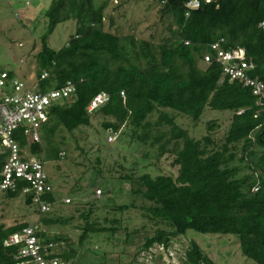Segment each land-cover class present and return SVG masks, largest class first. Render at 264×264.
Here are the masks:
<instances>
[{"label": "trees", "instance_id": "obj_1", "mask_svg": "<svg viewBox=\"0 0 264 264\" xmlns=\"http://www.w3.org/2000/svg\"><path fill=\"white\" fill-rule=\"evenodd\" d=\"M99 1L98 5L96 0L51 1L45 13L47 29L36 55V78L44 92L59 89L68 81L75 84L76 91L50 109L41 143L29 144L25 136L18 132L14 135L22 149L30 146L31 153L45 162L59 161L67 154L66 133L76 141V148L87 154L92 146L86 150L81 147L79 142L84 138L77 131L99 123L102 131H97L93 147L106 158L115 155V163L120 166V175L109 177L107 184L120 181V191L128 186L129 202L116 205L110 195L116 192L109 193L95 182L93 186H101L108 201L93 198L84 202L91 187L78 184L68 194L73 197L71 202L64 204L59 201L62 188L52 183L54 188L46 198L53 206L50 212L41 214L40 222L51 226L81 220L76 224L81 246L95 233L116 236L122 229L129 242L135 237L133 233L117 218L104 216L101 221L99 212L108 207L114 213L136 209L157 229L146 236L128 264H138L137 256L142 251L150 252L153 258L155 246L168 250L173 239L188 230L237 235L243 254L264 264V107L250 88L224 76L219 63L203 62L210 44L223 39L224 49H245L246 60L255 65L254 76L264 82V28L259 26L264 19V0H200V7L189 15V0H154L160 21L171 20L169 34L159 42L154 36L139 39L107 30L106 11L112 1L119 0ZM71 19L77 22L75 34L61 48H53L50 35L58 24ZM44 73L48 75L42 78ZM9 74L16 76L11 70ZM101 91L109 94L108 102L89 112L90 101ZM206 108L231 112V124L222 142L210 134L200 139L191 136L177 124V115L170 112L183 113L197 122ZM157 112L158 118L151 119ZM208 127L214 129L215 123ZM103 131L123 135L129 146L136 143L148 148L140 158L142 166L137 167L138 161H133L126 168L123 161L127 156L114 145L120 138L107 147L100 142ZM166 159H171L169 164L176 173L161 166ZM5 160L6 156L0 155V169ZM101 172L96 169L97 175ZM1 193L14 199L22 190ZM25 202L31 205L30 196H25ZM30 224H0V264H16L15 250L4 247V240ZM37 230L40 235L50 236L44 229ZM53 239L61 249L58 256L62 260L81 264L76 260L78 250L73 243L57 233ZM65 240L68 248L61 247ZM184 261L215 264L194 240L185 250Z\"/></svg>", "mask_w": 264, "mask_h": 264}, {"label": "rangeland", "instance_id": "obj_2", "mask_svg": "<svg viewBox=\"0 0 264 264\" xmlns=\"http://www.w3.org/2000/svg\"><path fill=\"white\" fill-rule=\"evenodd\" d=\"M51 1L0 0V66L8 71H13L18 78L31 85L37 82L36 55L42 47L41 36L45 33L48 24L45 13ZM99 3L100 1L96 0V5ZM106 13L105 27L112 32L121 35H134L139 39H153L152 36H154L156 42L161 41L163 36L169 34L168 26L171 20L166 18L164 22L160 21L154 0H119V3L112 1ZM76 28L77 22L74 19L58 24L49 37V44L55 49L61 48L71 35L75 34ZM201 66L203 67L202 64ZM3 98L4 95L0 92V101ZM170 112L177 115V124L187 129L191 136L200 139L210 134L218 142H222L232 119L230 111L219 112L209 108L205 109L197 122L183 113L174 110ZM158 115V112L155 113L151 119L156 120ZM209 123H215L214 129L209 130ZM98 130L102 131L101 125L94 122L93 126L77 131V134L84 138L79 142L81 147L86 150L92 146L87 154H84L80 148H76V141L70 134L66 133L69 139L66 157L59 161H46V169L51 182L55 186L59 184L62 188L59 189L61 194H59V201L64 204L63 199L68 197L72 188L78 184L83 185L84 188L91 187L90 192L83 197L84 202L93 198H100L103 203L108 201V195H104L103 188L109 193L110 191L116 192L110 194L114 196L112 200L116 202V205L129 202L128 186L120 191L119 186L122 185L120 181H114L109 186L107 184L109 177L120 175L118 170L120 166L115 163V155L111 159L95 151L93 145L98 138ZM110 135H116L117 138H120L119 141L115 144L114 141L109 142ZM125 138L123 135L119 136V133L108 134L103 131L100 142L105 143L107 147L113 143L120 148L118 150H122V154L127 156V161H123L126 168L132 166L133 161H138L137 167L142 166L140 158L148 148L136 143L129 146V142L127 139L125 141ZM123 142V147H121ZM26 152L29 157H34L29 151ZM150 154L152 155L153 152ZM120 161L122 162V158ZM151 161H154L152 157ZM170 162L171 159L163 160L161 166L176 173V168L171 167ZM96 169H100L102 175H97ZM95 182L103 185V188L98 185L93 186ZM100 188L102 194L97 197L96 191ZM70 198L73 199V197ZM60 205L58 202V209ZM99 215L101 221H103L104 216H108L110 220L112 218L119 219V224L127 227V231L133 233L135 236L133 240L125 241L127 234L126 230L122 229L116 236L108 233H95L81 246L78 243L81 232L76 227V224L80 223L81 220L75 219L65 225L48 226L40 222L41 214L38 212L37 206L28 205L23 193L14 199H7L2 193L0 194V224L11 226L21 222H29L37 224V227L46 230L52 237L55 233L60 234L66 237L68 242L73 243V246L78 250L76 260L81 264H128L139 251L146 236L153 235L157 229L154 222L146 219L136 209L114 213L108 207L100 211ZM192 240L200 245L215 264H257L243 254L239 236L202 233L195 230H188L185 234L175 237L168 250L162 246L153 247V258L150 252L142 251L137 256V263L186 264L184 261L185 250L190 246ZM61 247H69L66 240L62 242Z\"/></svg>", "mask_w": 264, "mask_h": 264}, {"label": "built area", "instance_id": "obj_3", "mask_svg": "<svg viewBox=\"0 0 264 264\" xmlns=\"http://www.w3.org/2000/svg\"><path fill=\"white\" fill-rule=\"evenodd\" d=\"M206 3L212 0H205ZM200 0L187 2L186 15L200 7ZM264 28V19L259 23ZM224 40L210 44V51L204 55L206 65L217 62L222 67L223 75L242 83L252 90L259 105L264 107V82L255 77V65L246 60L245 49L238 47L227 50L222 47ZM188 43V42H187ZM48 74L44 73L42 78ZM76 91L72 81H68L59 89L40 90L37 80L28 84L17 76L10 77L9 71L0 66V92L4 95L0 101V155L6 160L0 169V190L16 191L21 189L25 196H30L31 204L37 206L40 214L51 211L53 203L46 196L52 192L53 185L46 169V162L30 151V146L22 149L15 132L23 135L31 143L42 142V127L48 122L50 109L61 101L70 99ZM110 96L106 91L97 93L90 101L87 109L92 112L108 102ZM244 112L240 110L238 113ZM116 135L109 136V142L116 140ZM29 151L31 156L26 152ZM64 155V153H62ZM102 189H97L100 197ZM70 197L63 202L70 203ZM4 247L15 250L16 264H74L62 260L58 254L60 248L52 236L38 233L32 224L23 227L19 232L4 240Z\"/></svg>", "mask_w": 264, "mask_h": 264}]
</instances>
